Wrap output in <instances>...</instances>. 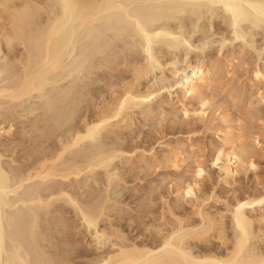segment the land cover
Returning <instances> with one entry per match:
<instances>
[{
    "label": "rangeland",
    "instance_id": "obj_1",
    "mask_svg": "<svg viewBox=\"0 0 264 264\" xmlns=\"http://www.w3.org/2000/svg\"><path fill=\"white\" fill-rule=\"evenodd\" d=\"M260 1L264 2V0ZM126 7L125 8L128 9L127 11L130 13H128L130 17L126 15L128 18L126 17V20L119 24L120 28L124 29V31H119L117 29L113 31L112 26L115 20L111 19V22H109V17L103 18L106 15H101L102 17L100 16V18L96 17L97 19H91L89 20L90 22L86 21L84 25L82 24L83 26L81 25L82 27L80 26L81 28H79L78 32L74 35L72 43L76 42L74 45L71 44L72 49L70 48L68 51L69 53L67 52L68 55L63 65L53 70V72L48 71L45 80L46 85H44L43 89L27 97L28 100L26 99V102L24 101L23 104L25 105L26 103L29 107L28 108L26 105L24 106L28 108L25 115H27L29 109L33 111V113L30 111L33 116L37 114L36 112H38V109L40 113L44 110L45 113H43L46 114V118L53 117H51L50 120L48 119V122L52 121L51 126L57 127L59 131L61 130V132H64L63 134L67 135L68 132L65 133V131H67L69 127L76 126V128H80L83 126L82 120L84 119L82 118L85 117L87 120L93 119L100 111L104 110V100V102L110 101L113 103V101L117 99L115 97L121 94V86L127 79L131 78L130 70L127 68L128 65L134 62L133 65H136V63L137 65H139L138 63L142 65V63H144L142 66H146L149 64V60L151 62L153 59L152 62L155 64L154 66L152 63L151 64L154 68L149 64L152 68L148 66L151 70L149 71V69H147L148 72L142 76L143 78H140L137 89H139L140 92H145V90L147 91L148 89L152 91L155 90V94L150 98L147 97L148 99L136 97L130 100V103L128 102V105L126 104L125 109H123V112L108 121V123L105 124L106 126L101 128L99 133H97L98 135H96L97 137H95L94 140L89 138L92 141H88V143H90L89 145L87 143L88 139H86V142L83 140L84 142L82 141V144L80 142L77 148L74 149L76 145L71 149L74 150L73 152L70 150L68 153H65L66 156L64 155V159L66 160L72 158L75 162H78V164L81 162L80 166H83L85 162H88V158L90 160L92 157V159H95V157L98 159L100 158L101 161L97 159V162H102V165L93 167L92 171L89 170L92 168L87 170L84 167L85 169L83 171L81 170L82 172L76 176L78 180L81 179L82 183L78 180L77 182L72 181L74 178L72 175V178L70 176L67 179L63 178L65 184L68 185L69 188H72L71 191H73V193L77 190V197H80L83 193L81 200L82 197L83 200L84 198L87 200V196L94 195L95 193L97 194V190H101V188L104 190V183H106L108 188L106 187L107 190L105 189L106 192H103V194H107L108 199L106 197V200L104 199L106 201L104 202L105 213L103 212L104 214L101 215L102 217H99V219H101L98 222L99 227L103 225L120 224L119 226H121L122 231L124 232L125 230L124 233L129 237L135 236L136 238L137 236V240L142 239L146 242L150 241L148 243H152L153 241L158 242L159 235L155 230L151 232L145 231L144 224L151 220L153 224L156 221V225H158L161 222L160 220H164L163 218L166 217L164 220L165 223L163 221L161 222L162 224L164 223V226L162 224L161 226L168 228L169 225L166 224L167 217L169 216L167 220L175 219L174 216H170L171 213L170 215L165 213V216H161V204L164 203V206H166V203L167 205L169 204L173 208L172 211L177 215H184V212L189 213L191 211L190 198H194V196H192L194 194L189 195L184 194V192L180 194V192H178L179 189H177L181 187V183H178L181 175L179 182H182V185L187 184V182L191 183L196 178L197 184H192L195 186L196 190L198 188L197 194L201 191L199 195H204V192L208 191L207 193H209L214 190V192L217 191V197L223 199L224 196L227 202H231L234 196L239 195L242 191L244 193L247 192V194L256 191L260 192V190L261 192L264 191V77H258L259 79L254 77V70H256V68L261 69L262 67V69H264V21L255 25L252 22L250 24L248 20L238 21L236 25H239L237 28L241 31L240 34L242 36L237 37L234 32V30L237 29L235 28L236 25H234L235 23H233L231 19L230 12L221 2L209 3L207 0H131V2L129 1L127 3ZM151 7L154 9H151ZM136 17L142 18L147 26H153L152 29H155L152 31L155 30L159 33L161 31L162 33L155 37L150 44L151 50L150 48L149 50L151 51L152 59H149L146 47L142 44L141 38L138 33H136L133 26L134 23L132 22H134V18ZM122 25L125 26L122 28ZM108 26L111 27L109 28ZM91 27L93 32L90 29ZM111 30L113 32H111ZM95 31L100 33L98 34ZM117 31H119V33ZM120 33L123 34L120 35ZM102 34L104 36H102ZM106 36L111 38L117 36L115 40L113 39L115 42L112 41V47L110 46L109 49L107 48L109 52L107 49L102 53L103 55L94 52L92 47ZM110 53H113V57H111L112 55ZM105 55L106 57H104ZM110 58H112V60L114 59L111 64ZM109 59L110 61H107ZM192 62H201V64L203 63L206 66L208 65V67L212 66L214 68H210L214 70L213 72L215 74L213 73V76H210L211 82L204 89L203 97H206V100H204L208 102L205 103L204 106L200 103L202 101L200 95L195 94L194 97L192 96L191 98V96H186L182 89L181 71L188 63L190 64ZM113 63L115 64L113 65ZM131 66L132 65H130V68ZM174 68H177L176 72ZM170 69L174 73L170 71ZM2 74L3 73L0 75ZM77 93L79 94L77 95ZM79 95L81 96L80 99ZM5 99L6 98H2V103L0 102V104H3V107L0 105V108L5 107V102L3 103ZM40 104L42 106H40ZM7 105L5 111L10 107ZM2 108L0 110L1 112H3ZM203 108H206V110L201 112ZM16 109L18 110V108ZM185 109L187 111L189 110L187 114L183 113ZM15 112L17 111L11 114L13 120L16 115ZM17 114L19 115L18 112ZM31 115L28 113V118ZM18 117L20 118V116ZM18 117L15 120L16 122H14L15 124L13 123L16 128L14 126L12 127V131H15L11 132V134L15 133V135H18L16 132L19 130L18 128L22 126L21 118L18 121ZM1 118L2 115L0 116V119ZM25 119H27V116ZM25 119L23 121H25ZM4 123L2 124L5 129H7L9 123H7V121ZM10 123H12V120ZM53 123L55 124L53 125ZM49 124H51V122ZM23 125H25V122ZM16 129L18 130L16 131ZM226 129H232L238 136V142H245L243 145L252 149L251 151L247 147L248 151L251 152H249L250 154L248 153L246 157L247 160L242 163L243 166H245H240L242 170L239 168L240 170L235 176L236 181H232L231 185L223 183L220 179L221 174L219 170L210 165L215 154V148L218 146L224 147L225 145L222 137ZM11 134H9L10 136H8V134L6 135V133H1L0 135L2 136L1 139L4 140L6 138L8 143H10L11 138H13V141L16 139L14 142L12 141V146L10 144L9 148L5 147V144H8L7 140L3 142L4 144L2 143L4 147L3 145L0 146V152L2 151V153H0V163L2 165H0L9 173L11 172L10 176L12 174V181H10V183L13 185H11V187H14L20 184L19 173L21 168L26 170V164L29 166V164H33L34 160H37L38 157L43 158V154L46 151H44L43 154L41 152L46 149V144L48 142L53 143V141H57L56 138L58 137H51L47 143H43V147V144H40L41 146L39 144H33L34 141L32 140L31 142L26 136V139L24 136L23 138H18L19 135L17 139L13 137L14 134ZM65 135H62V138H64ZM21 139L25 140L22 141ZM33 139H35V137ZM55 143H58V141ZM133 145L135 148H133ZM181 146L184 147L180 148ZM1 147L10 149L11 151H4ZM177 148L181 150L180 153L175 150ZM171 150L174 153H172ZM53 154L49 153L50 156ZM32 156L33 158H31ZM182 158L184 159L182 160ZM250 158L254 162V167L248 166ZM86 159L87 161H85ZM36 160V164L41 161ZM73 160L70 161L74 162ZM30 161L33 162L29 163ZM70 161L67 163L69 164ZM94 162H96V159ZM60 163L63 166L65 165L62 162ZM60 163L58 165L61 169ZM20 164H22L24 168L21 167ZM36 164L34 163L33 165L35 166ZM174 164L176 166H174ZM197 164L202 165L205 169V172L200 176H196L193 173ZM63 166L62 169L66 165ZM192 169L194 171H192ZM16 171L19 173L15 174L17 173ZM99 176H101V178ZM94 177L97 179L99 177L100 181L98 180V185H103V187L97 186V189L95 186H92ZM176 178L178 179L176 180ZM107 179L110 181L109 184ZM23 183L26 184V182ZM74 188H76V190H74ZM80 188L82 189L80 190ZM94 190L97 192H94ZM86 193L88 195H86ZM19 195L18 191L8 192V197L11 201L9 199V206L6 205L7 208H4L5 210L8 209V215L6 216V218L8 217V222L14 223L21 217L22 220H24L23 216L25 219H28L27 216L24 215V212L30 211L31 209L29 208H31L32 205H30L29 202L23 203L19 201ZM90 196L88 199H90ZM184 196L187 197L186 200ZM148 197L152 198L149 199ZM147 199L150 201L147 202ZM223 200L218 203V201H212V199L209 198L207 203L208 206H213V208L215 206L221 207L224 206V202L222 203ZM140 201H142V203ZM263 202L264 201L260 202L261 204L258 203L259 205H254L255 211H252L251 214L257 216L263 213L261 210L264 206ZM63 203V201H57L52 206L49 205L43 208L41 210V216L43 219L46 217L48 218L51 216L50 214H53L51 213L53 209H60L63 207L61 211L65 212L64 215L66 219H68L67 221L71 223L68 222L73 228L72 231L74 230L75 233H79L75 239L79 238L78 241L82 239L80 242H83L80 244H82L81 247H84V253H82L81 259L77 258L78 263L87 262L86 260H88L89 257L90 259L88 261H90L94 259V257L101 255V252L103 254L106 250H111L113 248L108 241L102 243L100 241V243H97V248L95 246L96 244L90 241L92 239L91 230L93 227L89 229L86 228V226L82 227L79 225L80 220L76 219V216H74L70 204L64 203V205H62ZM108 203L111 206H108L110 207L109 209L105 205ZM176 205L179 207H176ZM140 206L142 209H139ZM111 208H113V210ZM118 208L120 210H118ZM117 210L118 213L116 212ZM146 211L148 213L150 211V213L148 214ZM150 217L152 219H150ZM194 217H192L193 220H195ZM9 218H15V221L13 222L14 219H11V221ZM115 218H119L121 221L119 222V219L117 221ZM141 218L143 223L140 221ZM262 220L264 222V218ZM262 220L260 221L261 223L257 225H262L264 227ZM111 221L112 223H110ZM140 226H142V228ZM155 234H157V236ZM90 242H92V246ZM83 244H88L89 247ZM203 244L204 243H201V245ZM213 244L217 245L213 240L203 246L199 245L198 248L202 249L206 246H214ZM198 248L196 249L198 250Z\"/></svg>",
    "mask_w": 264,
    "mask_h": 264
},
{
    "label": "bare ground",
    "instance_id": "obj_2",
    "mask_svg": "<svg viewBox=\"0 0 264 264\" xmlns=\"http://www.w3.org/2000/svg\"><path fill=\"white\" fill-rule=\"evenodd\" d=\"M129 1L131 2V0H44V1L42 0H0V74L3 73L2 75H0V99H1L0 102L2 103V98L3 99L6 98L5 101H3V103L5 102L4 106L6 107V105L8 104L11 107V108L7 107L8 109H6L5 111V107L2 108L3 104H0L2 106L1 108L3 111V112L0 111V116L2 115V118L0 119V125H1L0 135L1 133H6V135L8 134V136H10L9 134L15 131V130L12 131V127L15 124L14 122H16L15 120L17 119L18 116H20L22 126L20 125L21 127L19 128L17 127L19 130L16 129V131L18 130L16 132V134L18 135H15V133L11 134V135L14 134L13 137L17 138L20 135L18 138H21V137L23 138V136L25 138L26 136L31 140V142L33 140L34 141L33 144H36V145L47 143L48 140L51 139V137H54V138L58 137L56 138L58 143H55L57 141L55 142L53 141V143L55 144L50 143V142L46 144L45 148L47 150L45 149V150H42L41 152L43 154V152L46 151L43 154L44 159L42 157H40L41 159L38 157V159L41 160L40 161L37 159L38 161H40V162H37L38 164H36L35 162L36 159H35L34 160V163L36 164L35 166L33 165L34 163L29 164L33 162V161L32 162L30 161L28 163L29 166H27V164L25 166L26 170H23L21 168L22 171L20 170V173L16 171L17 173L15 174H18V173L20 174L19 176L20 184H18L17 186L15 185L14 187H11L12 184L10 183V181H12L11 180L12 174L10 176L11 172L9 173L8 171H6L3 168V166H1L2 164L0 163L1 164L0 165V264H264V227L262 225H257L261 223L260 221L264 218V206L263 208L260 207L262 208L261 210L263 213L257 216H254V214H251L252 211H255L253 206L256 204L259 205L258 203L264 201V191L261 192L260 190V192L256 191V192L247 194V192L244 193L241 190L242 193H239V195L234 196V198L232 197L233 200L231 202H227V200L224 199V196H223V199L225 201L221 197L220 198L217 197L216 195L217 191L214 192V190L209 193H207L208 191L204 193L202 192L204 195L202 194L199 195L201 191L199 194H197L198 188L196 190L194 186L195 184H197V180L195 176H194L195 179L193 182L191 183L187 182V184L182 185V182H179L182 176L181 175L178 181V183H181L180 185L181 187L180 188L176 187V188L179 190L181 189L180 191L178 190L180 194L181 192L182 193L184 192V194H189V195L194 194L192 195L194 196V198H190L191 211L189 213L184 212L185 213L184 215H177L174 213V211H172L173 208L169 204L167 205L166 203V206L163 205L164 203L161 204L162 205V207H160L161 216H165L164 215L165 213L169 215L171 213L170 216L171 217L174 216L175 219L174 220L171 219L172 220L171 221V220H167L169 216L167 217L166 224L169 225L168 228L163 227L165 223L164 220L166 217L163 218L164 220H160L161 222L162 221L164 222L163 224L160 222L158 225H156L155 220H154L155 221L154 224L151 222V220L150 222H146L144 224L145 231L151 232L152 230L153 231L155 230V232L159 235L158 242L156 241L157 243L154 242L153 240H152L153 242L151 241L152 243H148L150 242L148 241V238H147L148 242H146L145 240H142V239L137 240L136 239L138 238L137 236L136 238L135 236L129 237L126 233H124L125 230L124 232L122 231L121 226H119L120 224L119 225L110 224L112 223V221L109 223L110 225H107V226L103 225L102 227L100 226L101 228L99 227L98 222L99 220H101L99 219V217L105 213L104 202H106L105 200L108 197L107 194L105 195L103 194V192H106L107 190L106 187L108 188V186H106L107 185L106 183H104L105 184L104 190L102 188L101 190H97L98 193L97 194L95 193L96 195L92 194L93 195L92 198H91L92 195L91 196L89 195L90 199H88L89 196H87L86 198L87 200H85L84 198L85 201L83 200V197L81 200V196L83 195V193L81 196L79 195L80 197H77L76 188H74V190L76 191L73 193V191H71L72 188H69L68 185L65 184V180H64L65 178L67 179L69 178V176L71 177L72 175L74 176L72 181L77 182L78 179L76 178V176L80 174L85 168L87 170L89 168H92V169H89L92 171L93 167L102 165V162H97L98 158L95 157L96 162H97L96 163L94 162L95 159H92L93 158L92 157L90 158V160L88 158V162H85L87 161V159L83 161L85 163L83 164V166H80L81 162L78 164V162H75L72 158H69V159L73 160L74 162L70 161L69 159H67L68 161L64 159L65 153H68V151L73 149V147L76 145L77 146L74 147V149L77 148L78 144L80 142L82 144L83 140H85L86 142V139H88L87 143L88 141H91L89 138L94 140V138L97 137L96 135H98L97 133H99L101 128H104V126H106L105 124L108 123V121H110L111 119L116 117V115H119L121 112H123V109H125L126 104L128 105V102L130 103V100H133L136 97L137 98L139 97L142 99L144 98L148 99L151 96H153V94H155L154 92L155 90L152 91L151 89H148L147 91L145 90V92H140V90L137 89V87H138V83H140L139 82L140 78L146 72H148L147 69H149L150 71L151 68L155 64L152 62L153 59H152V54L150 51L151 50L150 44L151 42H153L155 37L161 35L162 33L161 31H160L161 34L158 31L156 32L155 30H154L155 32L152 31L155 28L152 29L153 26L152 27L147 26V24H145L142 18L136 17L134 18V22L132 23H134L133 26L136 30V33H138L139 37L141 38L142 44L146 47V51L149 55V59H152L151 62L148 59L149 64L151 66L153 64V66L151 67L149 64L148 65L145 64L147 67L142 66L144 65V63H142V65H140V63H138L139 65H137V63L136 65H133L134 62H132L130 64L132 65L130 68V65L126 64L128 65L127 68L130 70L131 78L127 79V81H125L124 83L122 82L123 85L121 86L122 87L121 88L122 90L120 92L121 94H119L118 97H115L117 99L113 101V103L109 101L110 102L109 104L108 101L104 102L105 101L104 100L103 101L104 110L100 111L98 114L96 113L97 115L96 116L94 115L95 117L93 116L94 117V118L92 117L93 119L87 120V118L85 117L82 118L84 119L82 120L83 126H81L80 128H76V126L71 127V128L69 127L68 130L65 131V133L68 132L67 135L63 134L64 133L63 131L62 132L61 130L59 131L57 127L51 126L52 121L48 122V119L50 120L52 116L50 118H46L47 116L45 117L46 114H44L45 113L44 110H43L44 113L43 112L40 113L38 109V112H36L37 114L35 113L36 115L33 116L31 115L33 111L29 109V111L27 112V115H25L26 114L25 112L26 110H28L29 107L26 105V103L25 105L28 108L24 107L25 106L23 104L24 101L27 99V97L32 96L35 93L40 92L43 89L44 85H46L45 80H46V75L48 71L53 72V70L63 65V62L64 60H66L65 58L67 57L69 53L68 51L71 48V44L74 45V43L76 42L75 41L74 43H72V41L74 40V35L78 32L79 28H81L86 21H89L91 19L94 20L96 17L100 18L101 15L102 16L106 15L103 18L109 17L110 19L109 22H111V19H114L115 22L117 23L116 24L114 22L112 26L113 31L114 29H117L119 31L120 30L124 31V29L120 28L119 24L122 21L124 22V20H126L125 19L127 17L126 15L130 14L129 11H127L128 9H126L127 8L126 5ZM208 1L209 3L210 2L211 3L221 2L225 6V8L230 12L231 19L233 23H235L234 25H236L238 21L240 22V20L242 21L248 20L250 21V24L252 22L254 25L258 24L259 22L264 21V2L263 1H260V0H207V2ZM152 8L153 7H151V9ZM128 17H130V15ZM123 26L125 25H122V28ZM237 26L239 25H236L235 28H237ZM90 29L92 31V27ZM112 30L111 32H113ZM119 31L117 32L119 33ZM105 32H108V31H105ZM234 32L237 37L242 36L240 34L241 31H239L238 28L235 29ZM97 33L99 34L100 32H97ZM121 34L123 33H120V35ZM102 36L104 35L102 34ZM115 37L117 36H114L113 38L106 36V37H103L97 43L95 40L96 45L92 47L94 49V52H98L99 54L101 53V55H103L102 53L105 52L107 48L109 49L110 46L112 47V41L113 39L115 40ZM111 52H114V51H111ZM104 57H106V55ZM111 57H113V55ZM110 59L107 61H110V64H111L112 61H114V59L113 60L112 58ZM114 64L115 63H113V65ZM148 66H150L151 68L150 67L148 68ZM211 67H208V65L206 66L203 63L201 64V62L200 63L192 62L190 64L188 63L186 67L181 71L182 73L181 84H182V89L184 91V94L186 96L188 95L189 97L191 96V98L192 96L194 97L195 94L200 95L201 100H202L200 103L203 106L205 103H208V102H205L206 97L205 98L203 97V93H204V89L211 82V77L213 76V73H214L213 72L214 70H211L213 67L212 68ZM176 69L177 68H174L175 72L177 71ZM170 71L172 70L170 69ZM262 76L264 77V69H262V67L261 69L256 68V70H254V77L258 78ZM78 94L79 93H77V95ZM80 98L81 96L79 97V99ZM40 106L42 105L40 104ZM16 108H18V110ZM205 110L206 108L205 109L203 108L201 112H204ZM14 111H17L19 115L17 114V112H15L17 116L15 115V118L13 120L11 114H13ZM188 112L189 110L188 111L186 109L183 110L184 114H187ZM28 113L32 117L30 116L28 118ZM62 113L65 114L64 112ZM47 115L50 116L49 114ZM26 116H27V119H25ZM20 118L18 117V121ZM24 119L25 121H23ZM11 120H12V123H10ZM6 121L7 123H9L7 129H5V127L2 124ZM24 122H25V125H23ZM50 122L51 124H49ZM54 124L55 123H53V125ZM62 135H65V137L62 138L63 137ZM32 136H34L35 139H33L34 137ZM1 138L2 136H0V139ZM222 138L224 140L226 147L224 145V147L218 146L215 148V154L213 153L214 156L212 158L210 165L212 167L213 166L216 167L219 170L221 174L220 179L223 183H225L226 185L227 184L231 185V182L236 179L235 176L237 175L238 171L241 169V167L245 166V165L243 166L242 163L245 162V160H247L246 157L248 153L252 151V149H250L246 145H243L245 144V142H240L242 143L240 144L238 142V136L235 134V132L232 129H226L223 132ZM12 139L13 138H11L10 143H8V140L6 138L4 140L1 139L0 146H2L4 144L3 142L4 141L6 142L7 140L8 144L7 145L5 144V147L9 148L10 144L13 141ZM25 139H21V140L24 141ZM15 140L16 139H14V141ZM44 144H43V147H44ZM89 144L90 143H88V145ZM247 145H250V144H247ZM176 147H179V146H176ZM183 147L181 146L180 148H183ZM247 147L251 151H248ZM133 148H135L134 145H133ZM2 149L4 151L10 150L7 148L5 149L2 148ZM175 150L178 153L181 152L179 148ZM71 151L73 152L74 150H71ZM171 152L174 153L172 150ZM0 153H2V151ZM49 153H52L53 155L50 156ZM31 158H33V156ZM183 159L184 158H182V160ZM98 160H100V158ZM69 161L70 163L68 164L67 162ZM60 162H62L66 166L64 165L65 166L64 167L63 165H61ZM248 162H249L248 166L254 167V162L251 160V158ZM59 163H60L61 169L59 168V165H58ZM175 164L174 166H176ZM20 166L24 168L22 164H20ZM62 166L64 167L63 169H62ZM192 171L194 170L192 169ZM192 171H191V175H192ZM203 172H205V169L202 167V165L197 164L196 169L193 173L196 176L197 175L200 176ZM99 177L101 178V176ZM99 177L98 179L95 177L93 178L94 183L92 182L93 184L92 186H95L96 188L97 186L103 187V185H98L99 184L98 182L100 181ZM107 178H108V175H107ZM177 179L178 178H176V180ZM78 181H81V179ZM23 182H26V184H24ZM80 183H82V181ZM109 183L110 181L108 180V184ZM81 189L82 188H80V190ZM90 189H91V186H90ZM150 190H153V189H150ZM11 191H18L20 194L19 201H22L23 203L29 202V204L32 205L31 208H29L31 209L30 211H26V213L24 212V215L27 216L28 219H25V217L23 216L24 220H22V217H21L17 221H15V218H11V219H14L13 220V222L15 221L14 223L7 221L8 217L6 218V216L8 215V212H7L8 209L5 210L4 208H7L6 205L9 206L8 200L10 198L8 197V192H11ZM95 191L96 190H94V192ZM86 192L89 194L88 191ZM87 193L86 195H88ZM209 198H211L212 201L213 200L218 201V203L219 201L223 200L222 203L224 202V206H221V207L215 206L214 208L213 206L212 207L208 206L207 200ZM186 199L187 197H185V200ZM57 201H61V202L63 201L64 203L70 204L74 212V216H76V219L80 220V224L78 223L79 225H81L82 227L86 226V228H89V229L90 227H93L91 230L92 239L90 241H93L94 242L93 244H96L95 245L96 247H97V243H100V241L101 243L104 241L105 242L108 241L110 242V245L113 248L111 250H106L103 254L101 252V255L94 257V259H91L90 261H88L90 259L89 257V259L86 260L87 262L78 263L77 258H80L82 256V253H84L83 252L84 247H81L82 244H80L83 242H80L82 239H80L79 241H78L79 238L75 239V237L79 233H75L74 230L72 231L73 228L70 225L71 223L67 221L68 219H66L64 215L65 212L61 211V208L63 207H61L60 209L50 208V209H53V211H51V213L53 214H50L51 216L48 218L46 217L45 219H43V217L41 216V210L43 208L48 207L49 205L52 206ZM149 201L150 200H148L147 202ZM140 202L142 203V201ZM64 203L62 205H64ZM105 205L107 206L108 209L111 207L109 203ZM150 207H151V202H150ZM176 207H179V206L176 205ZM140 208L141 206L139 207V209ZM111 209L113 210V208ZM118 210L120 209L118 208ZM118 210L116 211L117 213H118ZM192 217H194L195 220H193ZM150 219L152 218L150 217ZM120 221L121 220L119 219V222ZM140 221H142V218ZM161 224L163 226H161ZM140 227L142 228V226ZM157 234L155 235L157 236ZM140 236H143V235H140ZM152 238L154 239V236ZM213 240L217 243V245L213 244L214 246H206L205 248L201 247ZM201 243H204V244L201 245ZM88 244H83V245H88ZM90 244L92 246V242H90ZM199 245H201L200 247L202 249L198 248ZM196 248H198V250Z\"/></svg>",
    "mask_w": 264,
    "mask_h": 264
}]
</instances>
